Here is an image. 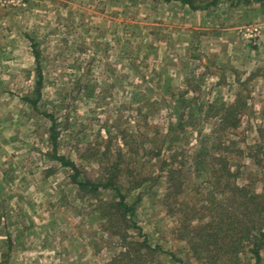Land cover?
<instances>
[{
  "label": "rangeland",
  "instance_id": "rangeland-1",
  "mask_svg": "<svg viewBox=\"0 0 264 264\" xmlns=\"http://www.w3.org/2000/svg\"><path fill=\"white\" fill-rule=\"evenodd\" d=\"M192 3L0 1V264H254L191 230L264 194V0Z\"/></svg>",
  "mask_w": 264,
  "mask_h": 264
},
{
  "label": "trees",
  "instance_id": "trees-1",
  "mask_svg": "<svg viewBox=\"0 0 264 264\" xmlns=\"http://www.w3.org/2000/svg\"><path fill=\"white\" fill-rule=\"evenodd\" d=\"M184 4L193 5L192 0H179ZM33 53L35 58H38L39 51L33 47ZM38 70V69H37ZM41 87L40 73H38V82L36 85V91L38 92ZM30 102L33 108H36V102L33 99H26ZM235 110L232 106L231 108ZM51 138L55 143L54 129L51 130ZM56 143L53 147L52 154L53 159L58 161L63 166L69 167L72 170L71 179L75 183L78 189H87L88 191L97 192L110 188L118 197V205L122 213L127 214L133 206L128 204L125 200V196L120 192L119 186L116 187V181L112 178H107L105 181H93L80 176L77 167L74 162L67 159L64 155L57 154ZM212 159L214 155H211ZM212 172H219L218 178L225 177L228 173L226 165L221 164L220 168H213L215 165H211ZM220 180V179H219ZM222 198L218 202L216 198L212 197L210 200V208L207 214L209 215V221L203 224L201 227L198 225L192 228L193 236H199L200 242L204 244L202 246V252H204V258H216L217 250L214 245H217V249L223 248L229 250L232 254L240 253L244 246L243 242H248V251L254 258V264H259L261 259L260 247L263 243L264 233L263 231H257L258 227H264V194L256 193L255 189H245V187L234 186L230 195H225L226 190L222 186ZM206 214V215H207ZM254 222V225H252ZM200 229V230H199ZM255 229V230H253ZM197 233V234H196ZM199 234V235H198ZM259 235V236H258Z\"/></svg>",
  "mask_w": 264,
  "mask_h": 264
},
{
  "label": "built area",
  "instance_id": "built-area-1",
  "mask_svg": "<svg viewBox=\"0 0 264 264\" xmlns=\"http://www.w3.org/2000/svg\"><path fill=\"white\" fill-rule=\"evenodd\" d=\"M0 1H2V0H0ZM3 1L10 3L13 6H22L25 4L26 0H3Z\"/></svg>",
  "mask_w": 264,
  "mask_h": 264
}]
</instances>
